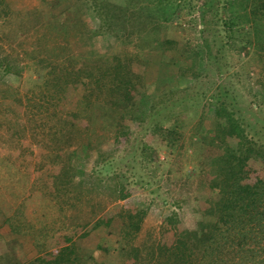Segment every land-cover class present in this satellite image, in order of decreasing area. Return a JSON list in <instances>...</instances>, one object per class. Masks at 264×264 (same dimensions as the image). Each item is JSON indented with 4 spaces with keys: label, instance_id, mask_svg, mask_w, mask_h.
Returning <instances> with one entry per match:
<instances>
[{
    "label": "trees",
    "instance_id": "trees-1",
    "mask_svg": "<svg viewBox=\"0 0 264 264\" xmlns=\"http://www.w3.org/2000/svg\"><path fill=\"white\" fill-rule=\"evenodd\" d=\"M129 1L75 0L72 19L53 16L47 22L42 21L45 13L37 9L29 11L26 16L31 17L33 27L43 28L42 41L31 54L33 63L25 86L7 85L0 90L2 97L13 99L2 103L5 109L0 113H15L16 118L23 112L30 121V127H26L21 118L17 120L23 130L34 135L31 140L35 148L20 132L15 133L19 140H13L18 147L29 149L33 162L26 166V174L34 179L40 173L45 194L62 210L78 206L84 193L90 191L77 182V174L83 169L76 159L87 156L90 132L101 118L103 125L114 131L115 152L127 148L134 159L131 148L133 152L142 151L141 162L145 160L150 168L178 162L175 167L180 165L182 170L181 185L185 187L193 179L197 186L192 196L180 195L181 201L195 204L193 210L200 213L201 219L191 228L182 213L172 211L163 217L157 234L147 229L142 240L137 241L150 206L138 201L125 171H113L116 181L113 192L118 202L93 221L81 223L73 217L72 226H53L51 231L46 229L47 225L33 229L20 221L18 215L23 205L12 213L4 212L13 232L34 235L38 255L20 262L1 239L0 264H264V125L255 134L249 131L251 121L246 122L235 109L234 101L218 91L214 100L203 105L214 114L210 130L205 127L203 109L195 130L187 138L194 113L191 116V112L200 102L202 105V100L189 97L183 87H178L156 94L151 103L147 101L148 69L151 64L162 66L160 55L170 53L174 44L181 41L166 39L163 52L158 49L161 46L158 36L156 39L153 35L155 43H152L147 32L163 23L158 19L153 24L147 21V17L157 12L144 5L155 0ZM6 4L0 0L3 11L0 17L7 14L3 6ZM232 6L237 8L236 12H230L234 19L225 22L231 28L230 44L241 50L257 47V52H261L264 0H230L226 9ZM205 13L203 8L202 14ZM87 15L98 17L97 29L89 25ZM161 16L173 23V12ZM105 32L125 41L137 37L138 44L149 51L82 57L72 53L73 35ZM52 36L56 39L53 44L49 43ZM205 47L207 56L204 58L197 52L190 60L194 65H202L210 58L206 41ZM154 48L157 50L152 51ZM20 54L0 53L3 72L15 81L23 77L26 67ZM182 69L186 77L198 75L188 61ZM134 140L139 146L133 144ZM45 146L48 149L42 152ZM161 151L165 153L163 159L158 158ZM11 154L15 156L14 151ZM107 163L104 159L99 170L107 169ZM116 219L120 220L117 231L113 230ZM100 229H107V234L96 244L97 251L93 254L83 251L78 239ZM115 249H119L123 261L112 258Z\"/></svg>",
    "mask_w": 264,
    "mask_h": 264
},
{
    "label": "rangeland",
    "instance_id": "rangeland-1",
    "mask_svg": "<svg viewBox=\"0 0 264 264\" xmlns=\"http://www.w3.org/2000/svg\"><path fill=\"white\" fill-rule=\"evenodd\" d=\"M229 1L155 0V3L146 1L148 4H144L157 12L156 15L147 17L146 20L153 24L158 19V22L163 23V26L154 28L149 32L146 31L147 39L153 40L152 43H155L154 40L158 36L161 46L157 48L161 49L162 52L164 47L162 44L166 39L181 41L174 44L170 53L163 54V52L160 55L162 66L151 64L148 69L146 75L147 101L151 103L156 94L175 90L178 87H183L189 97L197 96L199 100H202V105L200 102L199 106L191 112V116L194 113L191 117L190 128L186 131L187 138L195 130L199 114L205 108L203 105L214 100L218 91H221L220 94L226 96L229 101H234L237 105L235 109L239 110L238 114L246 122L251 121L252 128L249 131L251 130L252 133L254 131L255 134V131L264 125V49L259 48L261 52L258 53L257 47H245L241 50L230 44L229 35L231 33L229 32L231 28L227 27L225 22L234 19L230 12H234V10L236 12L237 8L232 6V8L226 9V4ZM127 2L130 1L127 0ZM5 3L7 4L3 6L7 14L5 17H0V53H12L16 56L21 53L20 58L23 59V64L26 67L23 77L15 81L10 75H6L3 72V67L0 66V90L7 85L12 87L16 85L25 86L27 75L33 63L31 54L42 41L40 36L43 33V28L33 27L31 17L26 16L29 11L37 9L45 13L46 18L42 21L46 22L53 16L65 20L67 18L72 19L75 15L73 6L75 0H5ZM203 8L206 9L205 14H202ZM0 11L3 15L2 7H0ZM148 11L149 9L146 10V12ZM164 12L166 14L173 12V23H170L171 20L162 19L163 16L161 15ZM87 22L96 29L100 23L98 17L93 15H89ZM58 38L59 36H57ZM133 38V40L125 41L123 38L108 32L89 33L82 36L73 35L71 37V49L72 53L78 57L104 54L112 56L117 53H134L137 51L143 54L149 51L146 46L145 48L142 44H138L139 39L137 37ZM54 41L56 39L52 36L49 43L53 44ZM205 41L209 43L210 58L207 57L202 65H194L193 61L190 60L195 58L197 52L199 56L204 58L207 56ZM256 41L255 39L254 42L256 43ZM157 48L152 49V51L157 50ZM187 61L198 75L190 77L187 74L186 77L182 68ZM20 81L21 84H19ZM203 94L204 99L202 98ZM1 95L0 93V110H3L5 107L2 103H5L6 99L8 101L13 99ZM203 113H205V127L210 130L208 126H212L214 123L213 111L206 108ZM15 115V113H11V115L0 113V122L3 121L0 124V208L3 209L0 211V241L1 239L4 241L11 253L20 262H25L38 255L35 237L29 233L13 232L10 225L5 221L4 212L11 211L10 213H12L23 205V209L18 215L19 219L25 221L27 226L28 224L33 226V229L43 225H47L46 229L50 230L53 226H72L73 217H76L75 221L81 223L93 221L95 217L118 202L116 193L113 192L116 182L113 171H125L128 178L127 182L131 183L133 193L137 196L138 201H143L150 206L144 220L142 234L137 238V241L142 240L147 229L155 230L154 233L157 234L163 217L172 211L182 213L183 219L189 227L197 226L201 215L193 210L195 204L190 201H181L182 197H186L187 194L192 196V190L197 188L195 181L190 180L191 183L185 187L181 185L179 180L182 178V170L180 165L179 168L175 167L178 164L176 160L169 163L170 165H161L157 169L147 166L145 160L141 162L144 156L142 151L133 152L131 148L135 155L134 159L127 148L115 152L113 148L114 131L112 128H106L101 118L99 119L100 124L90 132L89 139L91 141L87 156L81 160L76 159L79 167L81 165L83 169L82 173L77 174V182L90 191L84 193L78 206L75 208L64 206L65 208L62 210L54 200L50 201V197L45 194L42 175L39 176V173L38 176L36 175L37 177L33 176L34 179H32L26 174V166L33 162L27 152L29 149L18 147L17 141L13 139L19 140V136L15 133L20 132L23 139L25 137L30 139L29 142L35 148L32 141L34 135L27 129L23 130L20 122L17 121L18 118H21L26 127H30V121L23 115V112L13 118ZM11 117L13 121H9L12 119ZM262 130L264 131V126ZM206 136L205 140L207 139ZM97 141H100L99 145ZM135 141L137 140H134L133 144L139 146V143ZM46 149L48 148L45 146L42 152H45ZM13 151L15 156L11 157ZM164 157L165 153L161 151L158 158L163 159ZM104 159L105 162L106 160L108 162L107 169L105 167V170L100 171V165ZM171 167L172 169H170ZM31 194L30 199H26ZM43 195L46 196L45 200ZM113 225V230L117 231L120 227V220L116 219ZM106 234L107 229L93 231L91 235L78 239V243L82 246L83 251L93 254L97 251L96 244L100 243ZM118 250L112 251V258L121 262L124 257Z\"/></svg>",
    "mask_w": 264,
    "mask_h": 264
}]
</instances>
